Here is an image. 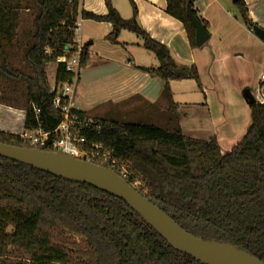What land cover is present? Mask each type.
<instances>
[{
  "label": "trees",
  "instance_id": "trees-1",
  "mask_svg": "<svg viewBox=\"0 0 264 264\" xmlns=\"http://www.w3.org/2000/svg\"><path fill=\"white\" fill-rule=\"evenodd\" d=\"M10 1H0V73L28 85L27 103L21 106L26 110L25 128L39 125L52 131L61 121V112L53 106L56 92L51 89L46 66L75 43L78 18L111 23L107 39L112 43H118L123 30L136 34L160 63L157 68L140 69L164 80L168 123L90 118L80 112L93 122L83 135L90 144L104 145L115 159L128 164L132 175L142 182L139 191L186 231L234 246L264 262V102L250 105L251 123L244 137L223 152L215 136L202 140L182 133L175 120L177 104L170 81L184 76L175 72L178 65L171 50L138 23L134 0H129L133 9L129 19L121 17L112 0H104L108 8L104 16L81 9L80 0H31L34 26L15 35L13 20L18 12ZM166 1V12L184 24L195 46L187 4L198 16L196 0ZM236 7L243 23L252 29L256 24L246 2L237 0ZM200 20L209 28L206 20ZM14 37L24 45L31 74L12 63L7 43ZM46 48L52 49L51 55L45 54ZM88 58L85 48L82 66ZM189 77L201 87L195 66L190 67ZM72 80L73 74L58 63L56 86L63 88ZM263 85L264 79L260 87ZM34 104L40 109L38 116ZM0 142L33 147L21 135L1 130ZM84 147L92 149L91 145ZM0 264L203 263L172 247L122 199L0 155Z\"/></svg>",
  "mask_w": 264,
  "mask_h": 264
},
{
  "label": "crops",
  "instance_id": "crops-1",
  "mask_svg": "<svg viewBox=\"0 0 264 264\" xmlns=\"http://www.w3.org/2000/svg\"><path fill=\"white\" fill-rule=\"evenodd\" d=\"M253 22L264 29V0H244ZM137 20L149 36L166 45L178 67L195 66L201 87L189 76L170 81L177 104L175 120L182 133L207 140L215 136L223 152L231 150L244 137L251 123L250 105L243 91L254 89L255 98L264 102V40L242 21L233 0H196L194 10L208 22L210 39L193 46L184 24L166 12V0H134ZM124 19L133 15L129 0H112ZM81 9L104 16V0H80ZM76 41L89 53L74 88L73 105L90 118L101 117L97 108L104 104L127 105L169 115L163 97L165 82L143 71L157 68L154 53L144 49L136 34L123 30L117 42L107 36L108 22L78 19ZM96 111V112H95ZM95 112V113H94ZM109 114V113H108ZM26 110L0 102V130L20 135L25 128ZM166 121V119H165Z\"/></svg>",
  "mask_w": 264,
  "mask_h": 264
},
{
  "label": "water",
  "instance_id": "water-1",
  "mask_svg": "<svg viewBox=\"0 0 264 264\" xmlns=\"http://www.w3.org/2000/svg\"><path fill=\"white\" fill-rule=\"evenodd\" d=\"M187 16L195 29V44L201 47L210 39V33L194 14L190 4H187ZM252 29L258 38L264 40L263 28L254 25ZM175 72L187 77L190 69L183 66L178 67ZM243 96L249 105L257 101L249 88L243 91ZM0 155L60 178L90 184L122 199L172 247L203 264H264L257 257L234 246L205 240L186 231L112 168L67 153L4 142H0Z\"/></svg>",
  "mask_w": 264,
  "mask_h": 264
},
{
  "label": "built area",
  "instance_id": "built-area-1",
  "mask_svg": "<svg viewBox=\"0 0 264 264\" xmlns=\"http://www.w3.org/2000/svg\"><path fill=\"white\" fill-rule=\"evenodd\" d=\"M77 30V29H76ZM85 50L83 44L75 40V43L66 46L64 52L55 58V61L62 63L66 72L73 74L71 84L58 88L56 85L51 89L56 92L53 99V106L61 112V121L52 131H46L38 125L36 128H27L20 135L33 147L46 148L50 151L62 152L89 161H96L98 164H109L110 168L118 172L134 188L139 190L142 182L132 175L129 165L112 156L111 150L102 144H90L83 135L86 128L93 125L92 119L83 118L81 111L74 107V88L79 78L81 70V57ZM46 55L52 54V49H45ZM264 79V75L262 76ZM33 111L38 116L40 109L37 105H32ZM84 145H91L92 149H87Z\"/></svg>",
  "mask_w": 264,
  "mask_h": 264
},
{
  "label": "rangeland",
  "instance_id": "rangeland-1",
  "mask_svg": "<svg viewBox=\"0 0 264 264\" xmlns=\"http://www.w3.org/2000/svg\"><path fill=\"white\" fill-rule=\"evenodd\" d=\"M2 3V0H0ZM14 10L18 12L16 18H11L15 24L13 26L14 34H22L25 30L33 28V17L35 14V9L31 7V0H13L10 1ZM8 2V3H10ZM79 19V18H78ZM16 23L17 27H16ZM16 37L11 39V42L7 43V49L9 54L11 55V60L15 68L21 70L25 74H31V69L27 65L24 59V45L22 43H16ZM76 38V34H75ZM85 47V46H84ZM1 60V59H0ZM57 71V61H53L48 63L46 66V73L48 76V80L51 88L56 85L55 77ZM59 88V87H58ZM28 85L25 81L21 79H12L2 73H0V102H5L6 104H10L11 106H24L26 105V97H27ZM252 93L258 94V92ZM103 110V111H101ZM97 111L104 114V111L108 113L102 115L101 117L95 118H113L114 120L119 121H132V122H141L145 121L147 123L151 121H155L162 125H166L168 123L167 117L160 113H154L153 110L135 107H128L127 105H111L104 104L103 106L97 108ZM96 112V111H95ZM94 112V113H95ZM166 119V121H165ZM23 133V132H22Z\"/></svg>",
  "mask_w": 264,
  "mask_h": 264
}]
</instances>
